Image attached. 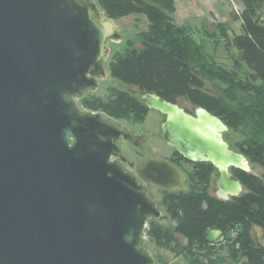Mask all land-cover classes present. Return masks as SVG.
Instances as JSON below:
<instances>
[{"label":"water","instance_id":"obj_1","mask_svg":"<svg viewBox=\"0 0 264 264\" xmlns=\"http://www.w3.org/2000/svg\"><path fill=\"white\" fill-rule=\"evenodd\" d=\"M119 40L96 1L0 0V264H154L145 229L161 212L146 183L187 191L186 175L158 156L133 172L121 143L139 147L143 137L77 104L108 76V42ZM127 90L162 116L160 136L173 151L212 164L217 198L244 191L231 170L250 164L225 141L221 119ZM253 232L264 247V230ZM233 236L207 228L204 240Z\"/></svg>","mask_w":264,"mask_h":264},{"label":"trees","instance_id":"obj_2","mask_svg":"<svg viewBox=\"0 0 264 264\" xmlns=\"http://www.w3.org/2000/svg\"><path fill=\"white\" fill-rule=\"evenodd\" d=\"M95 1L107 18L142 15L147 27L139 34L141 48L128 40L123 50L114 48L109 57V77L121 88L109 85L102 95L87 93L79 99L81 107L137 125L144 122L149 110L127 88L153 92L172 103L183 98L217 116L228 129L239 131L250 126L252 132L244 134L234 150L264 171V0H238L241 11L234 18L240 22V33L229 35L226 23L214 25L211 38L223 42L227 53L229 49L236 51L229 67L197 44L188 27L174 22L169 15L174 10L172 0ZM205 81L221 83L228 93L251 100L235 110L223 97L210 93ZM169 161L192 166L187 172L188 189L161 191L165 212L159 219L166 218L168 223L148 220L147 241L189 264H264V247L257 246L253 232L255 225L264 230V173L258 176L232 168L244 191L221 200L209 191L215 173L212 164L189 162L175 151ZM207 228L232 231L233 239L208 244L204 240ZM158 261L168 264L161 257Z\"/></svg>","mask_w":264,"mask_h":264},{"label":"rangeland","instance_id":"obj_3","mask_svg":"<svg viewBox=\"0 0 264 264\" xmlns=\"http://www.w3.org/2000/svg\"><path fill=\"white\" fill-rule=\"evenodd\" d=\"M95 1V0H93ZM174 10L169 14L174 22L178 25H183L189 28L190 32L193 34V38L197 44L203 45L205 50L212 56L217 62L222 63L225 66H231V57L236 55L234 49H229L228 53L224 47L223 42H215L211 35L214 34L216 24L222 22L226 23L229 27V35L240 33V22L235 20L234 15H238L241 11V4L238 0H172ZM114 24L117 25L119 29L120 40L117 42H108L110 47V55L112 50L116 48L117 50H123L126 45V41H131L134 47L141 48L142 41L140 38V33L146 30L147 21L142 15H129L118 20H113ZM218 33V31H217ZM109 55V57H110ZM109 60V58H108ZM107 60V62H108ZM105 69L107 66L105 64ZM121 86L115 80L108 76L99 82V88L95 92H91L97 95H102L103 91L107 86ZM206 89L219 97H223L227 104L235 110H240L246 107L248 102L251 100L249 98H243L240 95L237 96L233 93H228L221 83L216 81H205ZM177 104L183 108L185 111L192 113L194 105L183 98L177 99ZM162 121V116L154 111H148V114L143 123L137 125H130L126 122L119 121L121 124L129 127L131 130L136 131L139 135L143 137L141 143L142 148L137 149L124 146L122 150V155L129 157V159L135 161L136 163H141L143 158L150 155H156L160 158L171 159L173 158V149L169 147L162 140L160 136V124ZM252 128L249 126L246 129H240L239 131H233L228 129L224 134V139L230 146L236 149L235 144L241 141L244 134H250ZM264 138V136H263ZM140 145V146H141ZM134 146V145H132ZM137 147V146H135ZM140 149V150H139ZM250 164V172L262 176L264 171L255 164ZM179 166L187 173L191 170V165L187 163H180ZM216 179V172L211 177V183L209 191L212 195L215 191V186L213 184ZM187 185L188 179L186 181ZM162 189L150 185L148 186V194L154 199L158 204V209L161 212V216H164V209L160 204V196ZM161 218V217H160ZM163 224L168 223V219H159ZM145 247L151 254L154 260V264H160L158 258L168 264H189L183 258L175 257L173 254L159 250L154 247L153 243L147 241L145 237Z\"/></svg>","mask_w":264,"mask_h":264},{"label":"flooded vegetation","instance_id":"obj_4","mask_svg":"<svg viewBox=\"0 0 264 264\" xmlns=\"http://www.w3.org/2000/svg\"><path fill=\"white\" fill-rule=\"evenodd\" d=\"M86 94H87V93H86ZM86 94H85V95H86ZM77 104H78V106H79L81 109H84V108L81 107V105H80V103H79V100H77ZM129 130H131L130 127H129ZM124 146H130V147H133V148H135V149H137V150H138L139 147H140V149L142 148V145L139 146V147H135V146H132L131 144H128V143H124V142H123V143H121L122 150H123V147H124ZM140 149H139V150H140ZM148 156H156V155H150V154L148 153L146 157H148ZM146 157H145V158H146ZM145 158H143V160H144ZM165 159H166V158H165ZM143 160H142L141 163H136L135 161L129 159V157L123 155L122 163H123L126 167L130 168L133 172L137 173V169H138L139 166L142 165ZM167 160H169V159H167ZM177 167H179V168L184 172V174L186 175L185 184H186L187 189H188V185H187V183H186V181H187V173H186V172H185L180 166H177ZM146 185H147V189H148V186H150V185H154V184H152V183H150V182H147ZM154 186H156V185H154ZM157 187H159V186H157ZM159 188H161V187H159ZM161 189H162V188H161ZM162 190H165V189H162ZM147 194H148V192H147ZM148 196L151 197L149 194H148ZM151 198H152V197H151ZM160 198H161V196H160ZM152 199H153V198H152ZM153 200H154V199H153ZM156 202H157V201H156ZM157 207H158V204H157ZM161 217H163V215H162Z\"/></svg>","mask_w":264,"mask_h":264},{"label":"bare ground","instance_id":"obj_5","mask_svg":"<svg viewBox=\"0 0 264 264\" xmlns=\"http://www.w3.org/2000/svg\"><path fill=\"white\" fill-rule=\"evenodd\" d=\"M117 26V25H116ZM120 34V33H119Z\"/></svg>","mask_w":264,"mask_h":264}]
</instances>
